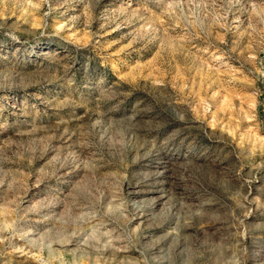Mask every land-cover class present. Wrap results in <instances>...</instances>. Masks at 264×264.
Instances as JSON below:
<instances>
[{
	"label": "rangeland",
	"instance_id": "obj_1",
	"mask_svg": "<svg viewBox=\"0 0 264 264\" xmlns=\"http://www.w3.org/2000/svg\"><path fill=\"white\" fill-rule=\"evenodd\" d=\"M0 264H264V0H0Z\"/></svg>",
	"mask_w": 264,
	"mask_h": 264
}]
</instances>
